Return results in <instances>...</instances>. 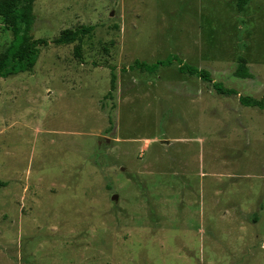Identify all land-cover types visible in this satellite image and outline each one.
<instances>
[{
    "label": "rangeland",
    "instance_id": "obj_1",
    "mask_svg": "<svg viewBox=\"0 0 264 264\" xmlns=\"http://www.w3.org/2000/svg\"><path fill=\"white\" fill-rule=\"evenodd\" d=\"M34 11L49 44L32 72L0 78V264H264V108L240 102L264 98V0ZM12 39L0 17V54ZM170 55L237 94L177 62L130 68Z\"/></svg>",
    "mask_w": 264,
    "mask_h": 264
},
{
    "label": "trees",
    "instance_id": "obj_2",
    "mask_svg": "<svg viewBox=\"0 0 264 264\" xmlns=\"http://www.w3.org/2000/svg\"><path fill=\"white\" fill-rule=\"evenodd\" d=\"M36 0H0V17L5 25L11 30L13 39L9 46L0 54V78L15 76L24 72H32L40 57L43 46L49 44L45 38H35L33 36L36 15L34 11ZM249 0H238V8L243 10ZM93 26H83L77 30L64 31L53 42L56 44H71L89 34ZM75 55L82 58V46L79 44L74 49ZM174 62L179 64L178 71L182 74L196 76L203 81L211 82L218 94L236 95L237 91L227 88L222 82L214 81L209 71L200 69L195 65L183 62L177 55L167 56L149 63L145 60L136 59L131 69H137L147 73H155L161 67H170ZM111 74V89L116 86V74L114 67ZM125 71V69H124ZM236 76L240 78H250L252 76L243 60L240 63ZM240 102L244 106H256L264 108V98L255 99L250 96H240ZM8 182L0 181V188L6 187Z\"/></svg>",
    "mask_w": 264,
    "mask_h": 264
},
{
    "label": "water",
    "instance_id": "obj_3",
    "mask_svg": "<svg viewBox=\"0 0 264 264\" xmlns=\"http://www.w3.org/2000/svg\"><path fill=\"white\" fill-rule=\"evenodd\" d=\"M113 199H118V194H115V195L113 196Z\"/></svg>",
    "mask_w": 264,
    "mask_h": 264
}]
</instances>
